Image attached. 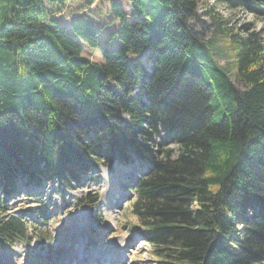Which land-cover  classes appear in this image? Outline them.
<instances>
[{
	"label": "trees",
	"instance_id": "16d2710c",
	"mask_svg": "<svg viewBox=\"0 0 264 264\" xmlns=\"http://www.w3.org/2000/svg\"><path fill=\"white\" fill-rule=\"evenodd\" d=\"M69 1L0 0V210L17 176L69 189L138 162L132 209L161 263L264 264V31L203 14L234 51L240 92L192 25L206 0H127L132 19L112 2L108 32L52 18ZM217 2L264 15V0ZM28 230L3 217L0 244Z\"/></svg>",
	"mask_w": 264,
	"mask_h": 264
},
{
	"label": "rangeland",
	"instance_id": "374dc122",
	"mask_svg": "<svg viewBox=\"0 0 264 264\" xmlns=\"http://www.w3.org/2000/svg\"><path fill=\"white\" fill-rule=\"evenodd\" d=\"M112 2H117L127 13L129 19H132L131 4L127 0H98L91 7H86L84 0H70L65 8L52 18L63 24H69L76 18H85L97 28H103V32H108L117 26V23H114L113 26H107L111 20ZM208 8L213 9L232 26H248L260 32L264 31V15L250 13L246 9L231 10L217 0H206L205 4L199 7L198 18L192 22L203 41H214L211 48L218 63L229 71L236 89L243 92L245 90L244 85L233 75L235 72L234 51L225 39L215 36L214 29L210 28L208 18L203 16ZM86 53L92 60L100 61L98 53L91 50H86ZM138 59L147 62V54L138 57ZM144 93L137 86L132 96L144 97ZM169 148L174 150L175 155L179 154V148L176 145H170ZM113 165L111 168L101 164L94 172L83 177L81 182L74 184L69 189H60L55 181L47 179H43L39 185L29 184L24 177L17 176L14 194L9 199H5L4 202L2 199V208H5L7 213L0 210V219L3 217L22 219L29 229L28 238L30 239L25 243L17 242L12 247L19 248L22 252L20 253L29 264H38V261L60 264L61 259H64L71 248V244L65 254L59 256L57 252L59 248L58 232L63 226L69 229L68 231L78 227L77 235L80 236L85 235L86 231L91 229L88 233L91 242L86 241L88 252L81 256L79 260L82 262L80 264H91V258L95 255H99L103 264H165L160 263L155 252L156 248L147 242L140 233V222L132 209V205L136 201V182H127V180L132 177L131 174H133V178L136 174V181L140 176L138 174L140 170L133 173L128 171V175H126L124 171L129 166ZM135 167L139 169L138 166ZM116 178H119L116 192L119 193L121 199H117L114 203V216L117 215L118 217L113 221L114 227L110 225L112 220L102 202L106 198L107 192L113 191L112 179ZM92 200H96V203L89 206ZM76 219H80V222L76 223ZM77 235L71 238L69 236V242L75 240ZM83 238L84 236L80 237V239ZM119 242H122V246L126 243L124 250L121 247L115 249L117 247L111 246L114 243L120 244ZM7 246L9 245H0V248L5 249ZM110 251L115 252L109 254ZM27 253L33 257L29 258L26 256ZM124 253L127 257H122ZM70 256L71 253L67 257L70 258ZM105 259H108L106 263H104Z\"/></svg>",
	"mask_w": 264,
	"mask_h": 264
},
{
	"label": "bare ground",
	"instance_id": "6f19581e",
	"mask_svg": "<svg viewBox=\"0 0 264 264\" xmlns=\"http://www.w3.org/2000/svg\"><path fill=\"white\" fill-rule=\"evenodd\" d=\"M141 173H142V171L140 172V174ZM134 176L137 177L136 174ZM131 181L132 180H130V179L128 180V182H131ZM118 185H119V178L112 179L113 191H108L106 194V198L102 202L103 207L106 208L108 214L110 215L109 217L112 220L110 225L111 226L113 225L114 227H115V223L113 221H115L118 218L117 215L114 216V211H115L114 203H116L117 199H121L119 197V193L116 192V190L118 189ZM79 222H80V219H78V220L76 219V223H79ZM77 228L78 227L72 228V229L70 228L71 230L68 231L69 229H66V227L63 226L62 229H60V231L58 232L57 237L59 240L58 241L59 242V246H58L59 248L57 249V252H58L59 256H61L62 254H65V251L69 248V245L71 244V248L69 249V251L64 256V259H61L62 261L60 262V264H80L82 261L79 259H81V256H83L85 253L88 252V250L86 249V243H87L86 241L88 240L89 243L91 242V239L89 238V235H88V233H89V231H91V229H88L86 231V234L82 235V236H84V238L80 239V237H82V236L77 235L78 234ZM75 235H77L75 240L69 242V239L71 237H74ZM69 236H70V238H68ZM74 242H76V243H74ZM119 243L120 244L114 243L111 246L114 248L117 247L115 249H120L118 247H121V249L124 250L126 243L123 246L121 245L122 242H119ZM76 248H77V250H76ZM20 252H21V250H19V248H15L12 246H7L5 249L0 248V264H29L26 261V259L23 257V255L21 254L22 252L21 253ZM114 252L115 251H110L109 254H112ZM70 253H71V256H70V258H68L67 256ZM117 253H116V255H118ZM21 256H22V258H21ZM26 256H28L29 258L33 257L29 253H27ZM125 256L127 257L126 253H124L122 257H125ZM78 260H79V262H78ZM102 261L100 260L99 255H95L91 258V264H103ZM104 261H105L104 263H106V261H108V260H104ZM38 264H48V263H46V262L41 263V261H38ZM114 264H116V263H114Z\"/></svg>",
	"mask_w": 264,
	"mask_h": 264
}]
</instances>
